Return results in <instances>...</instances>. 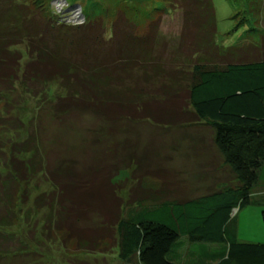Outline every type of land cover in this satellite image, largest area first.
Listing matches in <instances>:
<instances>
[{
    "label": "trees",
    "instance_id": "trees-1",
    "mask_svg": "<svg viewBox=\"0 0 264 264\" xmlns=\"http://www.w3.org/2000/svg\"><path fill=\"white\" fill-rule=\"evenodd\" d=\"M43 2L0 0V129L26 132L6 152L0 144V264H34L36 256L41 262L42 253L50 254L33 247L39 244L29 227L20 228L19 238L12 230L23 221L27 227L33 211L44 214L42 238L52 240V230L64 231V246L73 239L76 250L88 252L113 240L122 264H172L167 255H177L174 246L187 241L203 245L207 264H264V243L239 242L228 228L264 164V34L241 45L217 44L211 0H162L181 12L180 31L172 38L159 33L156 22L137 33L123 16L105 37L99 19L64 24L65 7L75 3L64 0V12H57ZM61 25L68 29L57 31ZM50 82L63 92H53ZM17 86L36 100L46 97L53 119L79 110L108 122L153 118L163 106L172 118H153L156 123L208 125L220 162L236 183L208 178L206 186L200 172V193L192 195V184L191 193L183 190L188 184L176 171L129 169L134 160L116 150L126 141L84 147L82 161L71 149L49 159L35 114L26 122L8 114L7 93ZM121 169L130 170L131 185L113 181ZM34 177L47 188L26 206V184ZM147 178L151 181L143 185Z\"/></svg>",
    "mask_w": 264,
    "mask_h": 264
},
{
    "label": "rangeland",
    "instance_id": "rangeland-1",
    "mask_svg": "<svg viewBox=\"0 0 264 264\" xmlns=\"http://www.w3.org/2000/svg\"><path fill=\"white\" fill-rule=\"evenodd\" d=\"M43 1V4L46 6L49 4L51 8H59L66 4L63 0H60L58 4L57 0ZM67 1L75 4L65 7L64 10L68 12L62 18L64 24L67 22H70V25L77 24L84 17H90L91 20L99 19L103 26L102 34L105 37L108 36L109 26L117 21L119 23L121 16L135 25L137 33L146 31V25L152 22L158 24L157 31L165 38L177 37L180 31L181 12L179 9L168 7L162 0ZM211 2L216 20L215 40L217 44L222 46L241 45L245 42L255 41L264 34V0H211ZM50 6L49 9H51ZM71 7L76 8L69 9ZM60 12L64 11L60 10ZM66 26L61 25L56 29L65 32L68 29ZM252 26L257 29L251 30ZM49 87L55 93L63 92L56 82H50ZM7 100L11 106L8 114L19 116L25 122L34 114V122L36 123L37 118L39 119L37 122L40 126L39 137L44 145L45 155L49 159L53 160L58 155H65L69 152L68 149H71L72 153L74 155L77 153L82 161L81 154L84 147H99L111 142L126 141L127 143L123 146L118 145L116 150L125 153L127 159L134 160L136 166L133 165V168L129 169L135 173H143L148 167L176 171V175L180 174L177 177L183 178L180 181L184 180V184H188L182 186L183 190H188L191 193L192 184V195L200 193L196 191L200 186L197 181L202 178L200 172L204 175L200 181L206 186H209L211 182L208 178L216 183L223 182L226 186L236 183L227 167L220 166V158L211 140L212 129L208 125L198 123L184 125L156 123L153 118L162 120L172 118L163 106L156 109L157 117L124 118L108 122L96 113L86 110L73 111L69 115H61L59 119L49 118L51 102L46 97L36 100V98L24 94L18 89V86L7 93ZM107 128L108 132L103 134ZM97 129H100V134L96 133ZM25 134L26 132L19 128L0 129V144H5L4 151L6 152L9 143L21 140ZM58 138L62 140V144L57 145L58 140L56 139ZM129 169H121L120 174L118 173L113 181L119 185L128 182L131 185ZM150 181L149 178L143 179L142 184L145 185ZM26 186L30 193L24 204L26 206L31 205V197L38 190L47 188L46 183L40 177H34ZM127 188L124 186L121 189L120 196H125ZM249 192L248 202L240 206L238 210L235 209L230 215L234 216L230 217L228 228L233 230L235 239L239 242L264 243V223L261 214L264 211V164L258 170L257 181L249 187ZM18 216H22L21 213L18 212ZM43 219L42 211H33L27 218V227L23 221L19 228L12 229L14 232H18L19 238L20 228L24 231L29 227L30 234L39 244H33V247L36 246L41 251L43 249L51 251L50 254L48 252L41 254V262L36 256L34 264H122L117 258L115 248H111L115 243L113 240H105L100 249L88 252L76 250V243L73 239L65 247L61 239L65 236L64 231L52 230L49 234L52 240L42 238L38 230ZM92 219L95 220V217ZM93 223L95 221L88 222L90 225ZM56 243H60L59 246H56ZM174 247L177 248V255H167V260H171L172 264H207L210 262L203 255L204 247L201 243L187 241L181 246L175 245ZM48 255L52 258L50 262L43 258Z\"/></svg>",
    "mask_w": 264,
    "mask_h": 264
},
{
    "label": "built area",
    "instance_id": "built-area-1",
    "mask_svg": "<svg viewBox=\"0 0 264 264\" xmlns=\"http://www.w3.org/2000/svg\"><path fill=\"white\" fill-rule=\"evenodd\" d=\"M56 2H57V4H58V3L60 2V0H57ZM63 2H64V0H63ZM60 4H61V3H60ZM61 8H62V6L59 7V8L54 7V9H55L57 12H60ZM72 8L74 9V8H76V7H72ZM78 10H79V9H78ZM72 11H73V10H72ZM74 11H77V10H74ZM69 18H70V16H69ZM81 21H82V20H81ZM81 21H80V22H81ZM71 22H72V21H71ZM80 22H78V23H80Z\"/></svg>",
    "mask_w": 264,
    "mask_h": 264
},
{
    "label": "crops",
    "instance_id": "crops-1",
    "mask_svg": "<svg viewBox=\"0 0 264 264\" xmlns=\"http://www.w3.org/2000/svg\"><path fill=\"white\" fill-rule=\"evenodd\" d=\"M220 166H221V167H225L224 165L221 164V162H220Z\"/></svg>",
    "mask_w": 264,
    "mask_h": 264
}]
</instances>
